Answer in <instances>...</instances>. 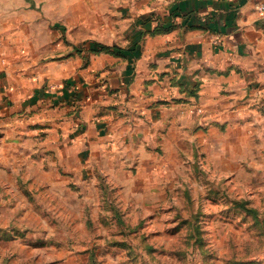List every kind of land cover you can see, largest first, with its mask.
Returning a JSON list of instances; mask_svg holds the SVG:
<instances>
[{
  "label": "crops",
  "instance_id": "0c3cea01",
  "mask_svg": "<svg viewBox=\"0 0 264 264\" xmlns=\"http://www.w3.org/2000/svg\"><path fill=\"white\" fill-rule=\"evenodd\" d=\"M261 2L67 0L71 51L30 65L0 60L5 134L20 147L39 139V155L61 174L97 168L112 182L154 175L183 139L208 161L228 153L248 131L264 130ZM10 17L7 34H31L20 20L39 32L0 49L39 51L47 13L26 4ZM60 17L55 9L57 27ZM45 34L53 43L59 31Z\"/></svg>",
  "mask_w": 264,
  "mask_h": 264
},
{
  "label": "rangeland",
  "instance_id": "374dc122",
  "mask_svg": "<svg viewBox=\"0 0 264 264\" xmlns=\"http://www.w3.org/2000/svg\"><path fill=\"white\" fill-rule=\"evenodd\" d=\"M26 4L47 13L45 41L39 51L0 49L1 62L10 54L30 65L71 51L67 0H0V43L35 42L39 30L21 20L30 35L5 32ZM51 29L59 31L53 43ZM11 142L0 120V264H264V130L211 161L183 139L154 175L134 171L117 182L97 168L82 178L59 173L35 137Z\"/></svg>",
  "mask_w": 264,
  "mask_h": 264
},
{
  "label": "built area",
  "instance_id": "2783aa9c",
  "mask_svg": "<svg viewBox=\"0 0 264 264\" xmlns=\"http://www.w3.org/2000/svg\"><path fill=\"white\" fill-rule=\"evenodd\" d=\"M258 9L264 11V2L259 3Z\"/></svg>",
  "mask_w": 264,
  "mask_h": 264
}]
</instances>
